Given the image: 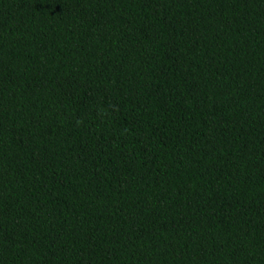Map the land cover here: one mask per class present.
Instances as JSON below:
<instances>
[{"label":"trees","instance_id":"16d2710c","mask_svg":"<svg viewBox=\"0 0 264 264\" xmlns=\"http://www.w3.org/2000/svg\"><path fill=\"white\" fill-rule=\"evenodd\" d=\"M0 264H264V0H0Z\"/></svg>","mask_w":264,"mask_h":264}]
</instances>
